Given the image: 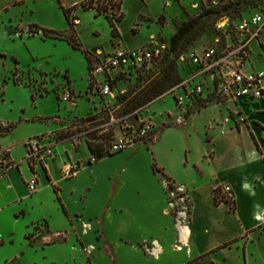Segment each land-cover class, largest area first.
<instances>
[{
  "label": "crops",
  "instance_id": "1",
  "mask_svg": "<svg viewBox=\"0 0 264 264\" xmlns=\"http://www.w3.org/2000/svg\"><path fill=\"white\" fill-rule=\"evenodd\" d=\"M30 1L0 0V17ZM167 2L163 0L164 7ZM197 2L201 0H193L192 6ZM14 19H3L5 26L38 24ZM5 26L3 36L31 46L33 61L37 60L31 45L34 38L61 40L31 32L17 37ZM255 46L263 51L264 33ZM88 50L96 53L101 49ZM253 50L244 70L264 69V64L255 62ZM12 57L21 66L20 59ZM34 64L26 69L47 72ZM179 69L184 71L182 77L190 72L186 63ZM167 96L159 99L163 100L161 110L153 112L158 129L150 142L103 155L71 177H65L61 168L69 160L88 161L93 152L87 142L81 150L60 142L51 126L38 119L50 116L42 110L32 114L23 110L17 119L1 120L5 125L14 123V128L0 136V160L4 159L0 163V213L11 204L32 199L41 214L31 217L23 208L13 211L15 221L27 219L21 242L0 224V264H200L204 260L227 264V254L233 249L241 250L244 263L251 264L249 247L264 240L260 227L264 222V102L256 100L245 108L248 122L244 125H236L233 119L225 121L232 103L210 101L186 125L175 126L163 123L164 117L159 115L165 109L176 111L174 98ZM32 137L52 141L54 149V156L35 170L25 158V144ZM7 162L17 165L9 168ZM154 163L163 168L175 188L154 171ZM34 175L38 189L31 193L28 182ZM226 185L236 201L235 211L227 202L216 203L215 189ZM169 190L174 194L185 191L191 208L187 204L176 208ZM54 213L64 226L53 229ZM40 222L48 228L42 242L30 238Z\"/></svg>",
  "mask_w": 264,
  "mask_h": 264
},
{
  "label": "rangeland",
  "instance_id": "2",
  "mask_svg": "<svg viewBox=\"0 0 264 264\" xmlns=\"http://www.w3.org/2000/svg\"><path fill=\"white\" fill-rule=\"evenodd\" d=\"M64 1L63 4L61 0L65 7L80 2ZM192 2L193 0H169L164 7L163 0H123L124 17L117 22L116 36L112 35V27L104 14L97 15L95 9H85L81 5L76 7L74 14L78 20L74 27L75 31L83 48L101 49L96 53L89 50L94 54L106 52L118 44L140 47L152 40H158L168 45L161 59L155 60L136 73L119 74L114 89L115 97L101 93L93 80L85 53L74 48L67 40L50 42L34 38L31 45L37 60L33 61L31 46H27L23 40L6 39L3 36L5 26L3 19H10L11 16L15 18L14 22L36 21L42 24L41 26L52 25L58 30L69 28L70 24L60 0H31L28 4L15 7L0 17V136L8 135L14 128V123L6 126L1 120L17 119L23 114V110H27L26 114H32L37 110L50 114L38 119L51 126L52 133L56 134L60 142L76 150H81L84 142L94 141L95 137H103L104 146H108L125 131L126 127H139L142 119H153L155 117L153 112L161 110L163 100L159 101L161 96L159 95L141 104L145 93L158 84L169 62L174 61L175 71L179 75H182L181 71L184 72L179 69L177 53L172 52L170 48L172 36L178 27L191 18L199 17L197 27L201 28L200 35L193 38L191 33L180 43L181 50L192 47L201 49L213 42L217 16L203 14V7L195 8ZM259 2L261 0H243L241 6L245 9L254 7ZM111 12L115 13L116 9ZM8 24L5 29L7 32L12 31L11 35L19 33L17 37H22L30 33L29 28L22 22H17L15 27ZM256 44L252 46L255 62L264 64V48H260L263 50L262 53ZM13 55L20 59L21 66ZM34 63L43 66L47 72L26 69L28 64L35 66ZM102 78L98 76L97 81L101 82ZM72 84L80 90L74 88ZM68 89L73 92L75 103L64 100ZM167 99H170L169 95ZM34 129L35 127L31 126V130ZM185 193L181 191L174 194L169 190L170 201L174 202L176 208L188 204ZM229 196L232 198V191L229 192ZM33 201L26 199L20 205L11 204L0 213V224L7 232H14L16 242H21L24 238L27 219L15 221L13 211L23 208L31 213V217L40 216L41 208ZM47 206L51 208L50 203ZM55 218H59L57 213H54L53 229L64 226L62 220ZM47 234V225L40 222L34 225L30 238L42 242L47 238ZM248 256L251 264H264L263 239L249 247ZM226 261L227 264H245L244 255L239 249L229 251ZM200 264H208V261L204 260Z\"/></svg>",
  "mask_w": 264,
  "mask_h": 264
},
{
  "label": "built area",
  "instance_id": "3",
  "mask_svg": "<svg viewBox=\"0 0 264 264\" xmlns=\"http://www.w3.org/2000/svg\"><path fill=\"white\" fill-rule=\"evenodd\" d=\"M229 2V1H228ZM227 2L224 0H201L194 7L220 9ZM216 35L213 42L201 49L192 47L179 57L180 62L190 66V72L182 77L180 82L162 94L159 99L170 95L174 98L175 109H165L159 112L164 117L163 123L169 125H186L189 117L196 113L206 103H232L229 116L225 121L233 119L236 125L248 122L245 108L252 102H264V69L244 70L249 60L252 44L261 43L264 33V0L257 6L237 12L227 11L215 21ZM16 35H19L17 33ZM168 45L158 40H152L140 47H127L118 44L110 51L95 54L92 59L91 74L104 95L115 97L114 81L119 74L136 73L147 67L157 59H161L167 51ZM98 76H102L98 82ZM73 92L68 89L64 95L66 102H73ZM158 125L151 118L141 120L139 127H126L120 136H117L103 150V155L119 152L131 145L152 140L157 133ZM46 138L32 137L26 141V161L30 167L36 169L48 158L54 156L52 141ZM93 153L88 161L69 160L61 168L65 177H71L84 165L96 162L100 157ZM4 163V159L0 160ZM7 167L17 163H6ZM31 193L38 189L36 175L28 182ZM226 192L231 187H224ZM3 236L0 233V242Z\"/></svg>",
  "mask_w": 264,
  "mask_h": 264
},
{
  "label": "trees",
  "instance_id": "4",
  "mask_svg": "<svg viewBox=\"0 0 264 264\" xmlns=\"http://www.w3.org/2000/svg\"><path fill=\"white\" fill-rule=\"evenodd\" d=\"M242 1L243 0H237L235 2L229 1L226 4H224L222 8L220 9L206 8L205 6H202L203 7L202 13L205 15L214 14L218 18L222 14V12L234 11V10H237V12H239L241 10L248 9L249 7L242 9V6H241ZM60 4L70 24L69 28L58 30L55 28L47 27V26H41L37 23H31L29 25V30L32 34L41 33L46 38L67 40L74 48L81 49L87 57V60L89 62V70L91 71L92 59L95 57V54L89 51L88 49L83 48L79 40V37L74 28L76 24V20H78V17L74 14V10L76 9L78 5H81L85 9H95L97 12V15L104 14L106 18L109 20L110 25L112 27V35L116 36L118 32L117 22L122 20L124 17V12L122 11L123 0H81L79 3L71 7H65L60 0ZM113 9H116L115 13L111 12V10ZM198 23H199V17L191 18L183 22L178 27L175 34L172 36L170 48L172 52L177 53L178 59L181 54L185 53L188 50V49L181 50L180 43L184 41L191 33H192L193 38L198 37L200 35L201 28L197 27ZM9 33H12V32L10 31ZM215 35H216V31H215ZM15 60L16 62H18L17 59ZM181 78H182L181 75H179L177 71H175L174 61L169 62L167 67L164 69V74L161 77V79L158 81V84L145 93L144 100H142L141 104L147 103L148 101L152 100L156 96L164 94L174 85L179 83ZM102 139L103 137H95L94 141L88 142V146L90 150L99 156H102L103 150L106 147L104 146ZM31 168L32 170H35L34 167H31ZM153 168L156 173H158L163 179L167 180L170 188L172 189L175 188V184L173 180L167 176V174L165 173L162 167H160L157 163H154ZM215 200L217 204H221L223 202L229 203L230 208L233 211L237 209V204H236L234 197L232 196L231 198L229 196V192H226L223 186H218L215 189ZM187 206L189 209L191 208V205L189 203L187 204ZM260 227L264 230V222L260 225Z\"/></svg>",
  "mask_w": 264,
  "mask_h": 264
}]
</instances>
